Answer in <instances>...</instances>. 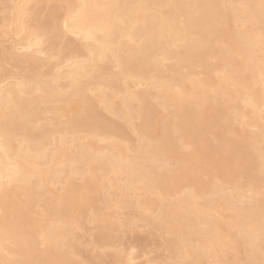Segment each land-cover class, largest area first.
Here are the masks:
<instances>
[{"label": "bare ground", "instance_id": "6f19581e", "mask_svg": "<svg viewBox=\"0 0 264 264\" xmlns=\"http://www.w3.org/2000/svg\"><path fill=\"white\" fill-rule=\"evenodd\" d=\"M32 1L5 0L0 34L12 42L0 59L36 68L44 58L68 62L9 81L2 78L5 67L0 73V262L6 255V264H38L49 256V264H77L71 226L81 229L89 218L96 224L93 243L108 244L111 231L134 227L135 219L121 212L132 207L137 220L172 235L163 247L177 260L233 264L241 253L240 264H262L264 0H46L63 11L51 8L43 17ZM49 30L76 36L84 55L62 59L63 47L53 41L59 35ZM92 90L96 94L88 95ZM219 99L236 115L235 126L225 124L230 119ZM102 110L131 126L137 143ZM237 129L246 132L241 140L228 136ZM208 165L214 169L209 176ZM202 168L209 183L188 178ZM62 177L64 184L55 187ZM115 189L122 198L114 200ZM244 191L252 203L242 209ZM35 205L53 218H33ZM98 205L117 209L115 215ZM220 209L231 211L225 226L217 222ZM131 240L127 253L114 250L107 264L133 261L141 242ZM92 257L103 262L97 253L87 260Z\"/></svg>", "mask_w": 264, "mask_h": 264}, {"label": "rangeland", "instance_id": "374dc122", "mask_svg": "<svg viewBox=\"0 0 264 264\" xmlns=\"http://www.w3.org/2000/svg\"><path fill=\"white\" fill-rule=\"evenodd\" d=\"M30 5H31L30 7L32 8V10L34 12L36 11L35 13L37 14L38 17L39 16H41V17L46 16L48 14V12L51 10V8H53L52 9L53 11L55 9V11L57 12V14H58V12H59V14H61L62 11H63V5L60 4V3H57V2H49V4H48L46 0H33ZM3 7L5 8V0H0V20H1V16L4 14V8ZM6 33L3 32L2 34H0V56H1V52L4 51V50H6V47L7 46L9 47L10 44H11V42H12V39L10 40V37H8L9 35L8 34L6 35ZM51 33L52 34H58L59 35V36H56L55 37V38H57V40L54 39L53 41L55 43V46H54L55 48L57 46H58V48L60 46H61V48L63 47L62 50H63V53L64 52L65 53L61 57L62 59H63L64 56H65L64 58L68 59L67 56L70 58V57H74L76 55H79L80 57H81V55L82 56L84 55V52L85 51H84V48L81 46V44H83V42H81L76 36H74L73 34H70V33H68V34L65 35L61 31L49 30L48 31V35L51 36ZM53 36H55V35H53ZM44 46H46V45H44ZM54 47L52 48V50L54 49ZM52 50L50 49L49 51L48 50L47 51H48V53H51V54H52V52H55L56 51V50L55 51L54 50L52 51ZM51 54H49V55H51ZM61 58H59L60 61L62 60ZM44 59L45 60L42 61V63L44 64V66H43V64H40V65L37 64V68H36L35 63H31V62L30 63H20L19 64L17 61L12 60V59H8V60H6V62H4L5 60L0 59V63H2V68L1 69L3 70V67H5L4 68L5 73H4V70L2 72H0V73L1 74L4 73L2 78L5 79V81H9V80H11L12 76H14L16 74L19 75L21 73V75L22 74L24 75L25 72L27 73V70L28 69L30 71H31V69H32V71H35V70L38 71V66H39V71H49V70H51V71L53 70L54 71V70H56V68H57L58 65H61L62 66L65 63L68 62V61H64L65 62L64 63V62L61 61L59 63V62L56 61L57 60L56 58L53 59L52 57H51V59L49 58L50 60L48 58H44ZM211 61L212 62H217V60H215L214 58ZM168 62L169 61H167V64H168ZM170 62H172V61H170ZM170 62H169V64H170ZM54 64H56L57 66H54ZM40 66H41V69H40ZM111 68H112V71H114V72L117 71L116 70L117 69L116 66L113 65ZM197 71L200 72V68H198ZM26 73H25V75H26ZM1 74H0V78L2 76ZM200 75H201V73L199 74V76ZM127 86H131V84L129 83V85H127ZM92 92H93V90L91 92H88V95L94 94L95 93V90H94L93 93ZM107 93L106 94L108 95V97H112L113 96L111 94V92L108 91ZM74 99H77V97H74ZM154 100L155 99L153 97H151V101L154 102ZM221 100H222V102H220V107L219 108H220V110H222V116L224 115V118L227 121L230 119V122L228 121L225 124L228 123L229 124V127L231 128V125L232 126H235V124H236V120H235L236 115L234 114V112L230 108L229 104H227V102L224 103L223 102L224 101L223 99H219L218 101H221ZM245 109H247V107L246 108L244 107V110ZM261 109H262V112H264V107L261 108ZM100 111H101V109H100ZM102 111H103L104 115L107 116V118H109V119L111 118L112 120H117L118 122H120L123 125L124 130L126 131V133H128V136H130V138L132 140V144H136L137 143V136L134 134V131H133V129H132L131 126H129V125L127 126L125 124V122H123L122 119H119L115 115L108 114V113L104 112V110H102ZM245 111H247V110H245ZM168 112H169L168 110L163 111L162 112V115L164 114V115L168 116V114H169ZM58 115H60V116L62 115L61 119H64V116H63L64 114H62V112H59ZM134 121L135 122H138V120H136V119H134ZM210 130H212V129H210ZM252 130H254L253 127L248 128V131H252ZM171 133H172L171 135H172V138H173L174 142L176 144L181 143V142H179L180 140H178V138H177L180 133H178L176 130H173V132H171ZM245 133H246L245 131H241V130L237 129V131H234L233 133H230V135H228V136L229 137L231 136V138L233 137V138H236L238 140H241L243 138V136L245 135ZM212 135L213 134L207 133L204 136L206 138H208L207 140H210L209 141L210 143L216 144V140L213 139ZM80 136H82V134ZM175 136H176V138H175ZM185 136L189 139V137L192 136V133H189V134H187ZM187 138H186V141H189ZM78 139H80V138H78ZM96 140H99V139L96 138ZM98 144L101 147L102 146L104 147L105 146L104 144H106V142H101V141L99 142L98 141ZM183 146L184 145H181V147L184 148L185 151L186 150L188 151V149H187L188 147L185 148V146L184 147ZM259 147L263 148V145H259ZM47 156H50V152H49V154H47ZM47 156L44 158V160L47 159ZM237 156L238 155L236 154L235 157H237ZM203 160H206V158L203 159ZM47 161H48V159H47ZM191 161L193 163H196V164H194V166H198V164L200 165V163H199L200 161L198 162V161H196V159H192ZM159 163L160 164H164V162L163 161H160V160H156L154 162V164L156 166L159 165ZM207 167H208V169L206 171L208 172V176L209 175H212V173L214 172V169L211 167V165L206 166V168ZM172 168L175 169L176 168V165L173 164ZM207 172H205V168L198 169V170H196V172L193 171L192 172L193 174L190 172L191 174H188V178L189 179H193L195 177L196 178L199 177L202 181L211 180V179H209L207 177V175H206ZM61 181L62 182H56V184H54V186L57 187V188L58 187L60 188V185L64 184L63 183V177L61 178ZM73 181L74 182L77 181V183L80 182V180L78 178H76V177H74ZM206 183H209V181L206 182ZM211 185L212 184L210 183L209 187H211ZM207 186H208V184H207ZM259 190L260 191H263V186H260ZM57 192H60V190H58ZM118 192L120 193V191L118 189H115L114 190V193L116 194V197H114V200H117V199L122 198V196L119 195ZM117 194H118L119 197L117 196ZM128 194H129V196H127V198L128 197H131V194L132 193H130V191H128ZM220 195H221V193H217L215 195V197L218 198ZM243 195H244L243 203L240 205V207L242 209L249 207L250 204L252 203V201L249 198L250 195H251L250 194V191H244ZM142 196H144V194ZM48 197L49 196L47 194H45V195L42 196L43 199H47ZM152 197H153V195H152ZM19 198H22V195H20ZM259 199L262 200V201H264V194H261ZM198 201L200 202V201H202V199H198ZM98 206H101L102 207V209H101L102 212H108V213L110 212V213H112V215H115L114 213L117 210V209L115 210V208H113V209H108L107 208L106 209L104 207V205H98ZM125 210H127V211H125ZM32 212H33V215L32 214L31 215H32L33 218L35 216V219H39L38 217H40L41 215H42V218L41 219H43V220L45 218H46L45 220H49V219H52L53 218V216H51V217L49 216V219H47V217H48V215H46L47 212H45L42 209L38 208V206L36 207V205L32 208ZM91 212H92V210H91ZM121 212H123L124 215H127L128 217L131 216L132 219H135L134 227L133 226L132 227H129V226L123 225V226L119 227L118 229H116L115 231H113V232L111 231V233H112V240H110L108 242V244L107 243L106 244H95V243H93V236H94V232L96 231L94 227L96 226V224H95V222L89 221L88 220L89 218L86 219L87 221L85 220L84 227H82L81 229H77L78 227L76 228L74 225H72L73 227L71 226L70 229L73 230L74 235L76 234V238H74V240L72 239V245H74V249L75 248L78 249V251H76V249H75V251H73V252H75V254L71 253V258L75 261V263H77V264H81V263L82 264H85V263H87V264H107V262H109V255L112 252H114V250L122 249L124 253H127L126 245L128 243V239L131 240L133 238L132 240H134L138 236V239L140 240L141 245L140 244H137V245H135L136 247L133 249V252L136 254L135 255V259L133 261H131V262H126L125 264H146V259H150V260L153 259L152 260L153 262H151V264H188V262L186 263L187 260H181V259H178L177 260V258H174L173 255L167 249H165L163 247L164 240L172 236L170 233L166 232L165 229H160L157 225L150 227L145 222H143V221L141 222V220H137V218L139 216V213L137 211H134V209H132V207L131 208H124L123 210H121ZM219 212H220V214L222 213L221 216L222 217L224 216V217L223 218L222 217L221 218H218L219 220L217 219V222L219 223V225L225 226V224L230 219L228 217V215L230 214L231 211L230 210H221L220 209ZM151 213H153V214H151ZM146 214L149 215V217L152 219V221H153V217L156 216L155 211H150V213L149 212H146ZM95 216H98V215L95 214ZM19 229L21 231L28 232L27 227H25L24 225H21V227H19ZM161 230H163V231H161ZM122 241H124V242H122ZM124 246H125V248H124ZM63 247H65V246H63ZM63 247L62 248L60 247L59 249H62L61 251H67L68 250L66 247L65 248H63ZM70 250L67 251V252L70 253L71 252ZM95 252L97 253L98 256L100 255V257L103 258L102 259L103 260L102 263L97 258L96 259L98 261H95L96 260V259H94L95 257L94 258L92 257L94 263L93 262H90L92 260H90V261L87 260V256H88V259H91L92 254L93 253L96 254ZM89 253H91V254H89ZM239 254H238V257H237V258H239L238 259L239 261L236 260V261L233 262V264H240V263H242L243 255L241 253H239ZM5 257H6L5 260L8 259L6 262L9 263L10 260H9L8 256L5 255ZM48 259H51V258L49 256H46L45 259H43L44 261L39 260L37 263L38 264H49L51 262V260L48 261ZM179 260H181V261H179ZM6 262L1 261L0 264H3V263L6 264Z\"/></svg>", "mask_w": 264, "mask_h": 264}, {"label": "snow or ice", "instance_id": "6c2138e0", "mask_svg": "<svg viewBox=\"0 0 264 264\" xmlns=\"http://www.w3.org/2000/svg\"><path fill=\"white\" fill-rule=\"evenodd\" d=\"M262 264H264V262H262Z\"/></svg>", "mask_w": 264, "mask_h": 264}]
</instances>
